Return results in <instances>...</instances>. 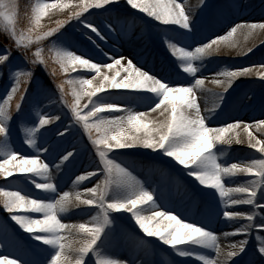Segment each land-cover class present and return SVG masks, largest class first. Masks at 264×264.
Wrapping results in <instances>:
<instances>
[{"label":"snow or ice","instance_id":"snow-or-ice-1","mask_svg":"<svg viewBox=\"0 0 264 264\" xmlns=\"http://www.w3.org/2000/svg\"><path fill=\"white\" fill-rule=\"evenodd\" d=\"M126 4L155 21L179 26L173 34L166 33L164 40L176 57L173 65H178L176 72L183 70L194 78V83H172L161 72L153 74L151 69L145 70L133 58L112 55L97 43V40L107 37L104 28L114 30L113 23H106L102 28L89 16L95 12L111 15L118 8V0H36L32 6L30 27L19 31L14 23L17 12L15 0H0V27L9 34L18 51L32 49L30 56L27 52L22 54L24 65L12 63L13 52L9 48L0 50V77L5 81L4 94L0 95V177H11L15 181L13 173L28 174L26 178L37 189L56 193L60 178L56 173L71 165L79 153V149L70 143L76 124H82L98 157L90 170L74 174L71 192L62 191L50 198H37L25 194L23 189L0 185V205L11 220L31 234L34 241L41 242L30 249H23L14 239L10 225L0 222V237L38 257L29 260L12 258V253L0 254V264H88L89 255L92 264H130L105 249V237L115 232L114 214L122 211L131 214L145 237H157L179 256L196 258L202 264H264V157L221 162L219 158L225 153L216 147L217 144L231 145L234 140L241 142L236 131L241 129L247 133L248 145L264 153V140L253 131L255 128L264 132V118L232 119L215 128L209 127L206 123L209 117L201 114L194 91L204 84L205 77L196 74L205 58L219 52L222 42L231 48L238 47L231 39L237 30H264V20H241L227 31L208 38L199 36L195 14L186 10L179 0H168L167 3L126 0ZM200 4L205 6L204 0H200ZM51 7L69 11L54 27L45 30L40 19ZM122 20L126 18L117 13L114 23L119 25ZM64 25H78L79 36L87 42L85 46L91 45L94 52L98 50L100 57L111 62L98 61L97 54L90 55L85 51L80 40L66 37ZM45 39L50 41L47 49L41 46ZM251 50L243 49L244 52ZM49 59L58 64L63 73H72L71 78L56 80V68L52 67V87L42 83L37 78V69L49 72ZM114 66H117L114 74L105 71ZM121 72L125 74L121 76ZM172 74L170 71L169 75ZM212 75L219 88L216 93L218 101L210 110L214 112L226 102L229 89L239 78L256 76L264 83V63L223 67ZM65 83L72 85L74 99L71 102L64 98ZM111 89L135 90L136 97L155 99L158 102L147 111L154 112L164 106L161 115H168L163 120H151L145 118L147 113L133 111L119 102H109L111 94L107 90ZM57 90L59 99L67 104L71 114L67 126L61 125L59 129L45 127L61 118L50 114L52 97ZM30 93L33 101L26 109ZM176 93L180 95H174ZM84 95L90 103L82 110L80 99ZM254 100V94L245 93L240 103L250 106ZM260 107L264 110V98ZM121 109L123 115L115 114L114 110ZM187 109H192V112ZM14 127L24 134V143L31 146L35 154H22V149L14 147ZM137 147L154 152L159 150L164 156L173 158L176 165L183 166L181 171L195 178L204 191L213 190L217 201L215 209L210 208L200 219L182 218L174 211L162 208L152 215H144L138 206L146 202L156 205L154 194L145 186V181L124 163L118 162L114 152ZM97 173L101 178L94 184L80 187L81 182L94 178ZM238 173L248 174L251 178L244 183H225V178ZM241 204L249 206L248 209L230 210V206ZM75 205L93 206V213L86 222L66 223L61 218ZM213 216L217 220L222 217L226 224L234 225L223 233L224 236L238 234L241 237L231 241L228 249L221 248L220 234L210 227ZM157 218L166 219V224ZM253 233L257 240L249 252V236ZM208 250L214 251L216 256L206 254ZM132 264H143V261L136 260Z\"/></svg>","mask_w":264,"mask_h":264},{"label":"rangeland","instance_id":"rangeland-1","mask_svg":"<svg viewBox=\"0 0 264 264\" xmlns=\"http://www.w3.org/2000/svg\"><path fill=\"white\" fill-rule=\"evenodd\" d=\"M21 1V2H20ZM183 2L184 0H179ZM17 4V12L14 18V23L19 30L27 29L30 27V22L32 19V6L36 3V0H28L27 3L22 4V0H15ZM235 5H234V4ZM204 5H197L195 10V17H198L197 24V32L201 37L210 38L213 34H221L222 32L227 31L229 27L233 24L241 21V20H249V21H259L264 20V0H204ZM130 6L126 4V0H118V8L115 9L110 15L108 12H95L92 16H89V19H95L100 27L104 28L106 23H114V18L117 13L120 14L121 17L126 18L124 24H122L117 31H113L111 33L119 34L122 29H124L125 34L128 30H131L128 34V39L136 40V35L134 34L135 30H141L146 32L150 29H157L160 27L157 23H151L150 19L152 17L147 16V14L141 12L137 9H132ZM69 9L59 8V7H51L47 10L46 14L41 17L40 24L41 27L45 30L49 27H54L56 22L62 20ZM89 11H92L91 9ZM150 18V19H149ZM153 19V18H152ZM131 20V25L126 26V23ZM135 22L133 25L132 23ZM114 26V24H113ZM66 29L65 36L70 38H75L81 41V47L83 49H91V45H86V40L79 36V26L76 25L74 27H69L68 25L63 26ZM161 28V27H160ZM169 28V26L167 27ZM166 28V29H167ZM107 34H111L107 28H104ZM174 33V29L169 28ZM90 31V30H89ZM170 31V32H171ZM170 33V34H173ZM113 36V35H112ZM150 39V41H149ZM238 47L231 48L228 47L226 43H221L220 51L214 53L213 55L205 58L203 62L202 68L197 72L196 75L204 76L205 79H212L208 74H213L217 71L222 70L223 67H242L247 66L249 64H260L264 63V30H254L247 31L244 29H238L234 36L231 38ZM103 40H108V37ZM110 43V46L105 47V51H110L113 48H117L120 46L121 39L113 38ZM50 41L45 39L42 45L47 49ZM153 39L148 37V41L144 47V54L153 51ZM5 47L9 48L10 51L13 52L12 63L15 65H24L23 53L27 52L29 56L31 55V48L28 49H20L19 51L15 48L13 41L10 39L9 34L0 27V50H3ZM244 48H251L250 52H244ZM160 54L163 53L158 49ZM98 55V54H97ZM165 57V56H164ZM154 61V59L152 60ZM104 63H109L108 59L103 61ZM171 66V65H170ZM49 72H45L42 68L37 69V78L42 82L47 84L50 88L52 87L53 79L50 75V70L52 67L56 68L55 79L56 80H67L71 78L72 73H63L59 69V65L55 64L54 61L49 59ZM105 71H110L112 74L115 73L113 69ZM183 71V70H182ZM181 72V71H180ZM153 74H156L153 71ZM94 76L95 73H92ZM189 76V74H187ZM123 76V75H121ZM191 76V75H190ZM118 79L120 77H117ZM99 78L97 77V80ZM96 81H94L95 83ZM119 90V91H117ZM5 91V81L4 78L0 77V95H3ZM111 95L109 97V102H119L127 105L133 111L135 110H147L150 107H153V104L148 103L145 98L136 97L134 93L126 92L125 89H111L107 90ZM243 91V96L245 93L254 94L255 100L252 105H248V109L244 111L245 114H236L233 112V99L237 93ZM115 92V93H114ZM229 94L227 95L226 104L221 108H217L214 112L208 115V120L206 123L209 127L215 128L224 123L230 122L232 119H243V120H251V119H260L264 118V110L260 107V101L264 98V83L261 82V78L256 76H247L241 77L236 82L231 89H229ZM99 95V94H98ZM67 101L71 102L74 97L72 95V85L65 83V97ZM53 104L50 109V114L52 115H60V119L62 122L65 121L64 126H67L68 118L70 117V111L68 110L67 104H65L62 100L59 99V92L57 90V94L52 97ZM33 101V95L30 93L28 97V102L25 104V108L27 109L29 105ZM13 100V104H14ZM88 97L86 95L82 96L80 99V107L83 110L84 107L89 104ZM245 104V103H244ZM242 104V106L244 105ZM138 108V109H137ZM244 109V108H243ZM47 110V109H46ZM115 114L123 115V110H114ZM238 112V111H237ZM54 125H46L45 127L52 128ZM61 127V126H60ZM59 127V128H60ZM58 128V129H59ZM236 131L240 134L241 142H236L235 140L231 145H222L217 144V149L222 150L225 155L220 157L221 162L232 163V162H242L248 159L253 158H261L264 157V153H260L258 149H253L247 143V133L242 131L241 129H237ZM256 136H259L260 139L264 140V132L257 131L255 128L253 129ZM132 132H135V128H132ZM142 134V133H141ZM73 137L70 138V143L74 144L78 149L79 153L75 159V161L68 165L67 168L62 169L59 173L58 177H61L57 180L58 183V191L56 193L46 192L41 190L40 196H36L34 194V190L37 188L34 184L31 183L26 177L28 174L23 173H13V176L16 177L15 181L11 177H0V185H11L16 188L23 189L25 194H32L37 198H50L53 195H59L62 191H72V178L74 174H78L80 172V167L78 163H83L87 165V163L92 166L95 165L98 161V157L95 155L94 146H92L91 141L88 139L87 132L84 131L82 124H76L73 129ZM12 141L14 143V147L22 149V154H35V151L31 149V146H28L24 143V134L16 127L13 128V136ZM39 142V141H38ZM116 153V157L118 162H122L125 166H128L130 170H132L135 175H137L141 180L145 181V186L149 187V189L153 192L154 198H157V194H167L170 188V180L171 176H173L174 172L184 173L181 171L183 166H178L174 162L173 158L164 156L159 150L155 152L148 148L137 147L134 149H119L114 150ZM82 154L84 159L80 161L79 156ZM43 158V157H42ZM244 158V160H241ZM135 168L136 171L131 169V167ZM77 172H75L76 168ZM138 167V168H137ZM144 171H141L140 169ZM68 178H65L66 173L71 174ZM141 171V172H137ZM66 172V173H65ZM62 173V176H61ZM154 174H157L158 177L156 180H153L152 177ZM152 176V177H151ZM63 177V178H62ZM100 173H97L96 176L92 179V182H96L97 179H100ZM185 181V188L179 191L178 196L183 198L182 196L191 194V196L187 199H183L184 206L189 204V207L192 205L193 198H198L200 200V207L196 211L195 215H197L198 219L202 218L208 210L215 209L216 207V197L213 195V190L209 189L207 191L203 190V186L198 185V182L195 181V178L189 177L187 175ZM251 177L245 173H238L233 177L225 178V183L227 184H236V183H244ZM40 180V178H36ZM86 186V185H85ZM80 187H84L80 186ZM167 191V192H166ZM157 192V193H156ZM193 194V195H192ZM196 194V195H195ZM195 195V197H193ZM178 198V200H182ZM192 202V203H191ZM148 202H146L147 204ZM145 205L138 206L141 208L142 213H144L143 209L146 207ZM191 204V205H190ZM76 209L74 211L69 210L68 213L62 214L61 218L66 223H76L79 224L78 218L80 217L78 214L82 209L87 212L93 213V206L87 207L86 205H75ZM249 206L247 205H236L230 206V210H247ZM76 211V213H75ZM19 214V213H18ZM34 214V213H28ZM115 220V232L114 235L120 233V231H125L128 234V249L134 246L141 247V253L146 252L152 257H159L163 260V264H202L196 258L192 257H182L174 252V250L165 245L162 241H160L155 236H146L138 228V225L131 218V214L126 211H122L119 214H114ZM145 215V214H144ZM188 217V216H186ZM161 220L162 224H166V219L157 218ZM215 221L217 226L224 225L229 230L234 225H228L224 222L223 218L217 220L215 216H213L212 221ZM210 223H213V222ZM0 222H7L10 225V231L13 234V237L16 241H19L23 246V249H30L33 244V238L30 233L26 232L22 229L15 221L11 220L8 212H6L2 205H0ZM214 225V224H213ZM213 230L217 231V228ZM113 234L109 237H105V240H111L113 238ZM232 237H236L235 240L240 239L241 237L237 235H232ZM231 240H233L231 238ZM256 234L253 233L249 236L248 241V250L252 251L253 246L256 244ZM41 243V242H39ZM30 247V248H29ZM47 247V246H45ZM13 250L18 251V253H14ZM12 253V258L23 257L24 259L35 260L38 259L35 255H33L30 251L26 253V251L22 250L21 247H17L12 241L5 240L0 237V254L6 255ZM258 259V258H257ZM125 260V259H123ZM88 264H92V257L89 255Z\"/></svg>","mask_w":264,"mask_h":264},{"label":"bare ground","instance_id":"bare-ground-1","mask_svg":"<svg viewBox=\"0 0 264 264\" xmlns=\"http://www.w3.org/2000/svg\"><path fill=\"white\" fill-rule=\"evenodd\" d=\"M160 2L161 3H167L168 0H160ZM180 3H183L185 5L186 10L195 13L196 7H198L197 5L200 4V0H184L183 2H180ZM195 18H196L195 22L197 25L198 24V17L196 16ZM150 22L159 24V26L161 28L159 27L158 30L157 29H150V30H147L146 32H143L141 30H135L134 34L136 35V40L128 39V34L130 32H132L131 30H128L126 32V34H125L124 29H122V31L119 34L111 33L113 31H117L118 28L122 24H124V21L122 20L119 25L113 23L114 24V26H113L114 30L109 31L111 34H109V35L107 34L109 42H108V40H97V43L100 44L101 47H103L105 49V47L110 46V43L113 42L112 37L117 38V39H121L120 46H118L117 48H113V50L111 49L112 55H120V56H124V57L133 58L134 62L138 61L139 66H143L145 68V70L151 69L152 71H155L156 73L161 72L164 76H167L169 81L172 83H175V84H192V83H194V78L192 76H190V75L188 76L187 73H183L182 70H180L181 72L180 71L176 72L175 69H176V67H178V65H176L175 67L173 66L174 62L176 61V57L173 55L171 50L167 47L166 42L164 40V35L166 33H168V34L173 33L171 30H169V28H172L175 30L179 26L173 25V24H163L159 21H155L154 18L153 19L151 18ZM132 24L134 25L135 22H133ZM129 25H131V20H129L126 23V26H129ZM168 26H169V28H167ZM148 37L153 39V44H152L153 45V51L143 55V52H145L144 47H145L146 42L148 41ZM149 41H150V39H149ZM158 49L163 53V56H162V54H160V52H158ZM84 50L89 51L90 55L97 54V52H98V50H97V52H94L92 50V48L89 50H87V49H84ZM101 59H103V61H104L107 58H102L99 55H97V60L100 61ZM153 59H154V61H152ZM122 63H126V61H122ZM116 67L117 66L113 67L114 71H116ZM170 71L173 72L174 74L169 75ZM124 74L125 73L121 72V75H124ZM208 75L210 77H213L212 74H208ZM117 91H119V90H117ZM125 91L131 92V93L135 92V90H127V89H125ZM194 91H195L197 103L200 105L201 114L209 115L210 113H212V111H210V110L213 108V105L216 104L218 101V97H217L216 93L219 91L218 86L215 85L213 82V78L210 80L205 79L204 84L202 86L196 87L194 89ZM174 95L179 96L180 94L176 93ZM242 97H243V91H240L239 93H237L235 95V97L233 99V103H232L233 108L232 109H233V112H236V114H242L244 111H246L248 109V107H247L248 105L246 103L243 106L240 103V100ZM146 101H148V103L153 104V107H154L155 103L158 102L155 99H152V100L146 99ZM225 104H226V102L223 103L221 105V107ZM163 109H164V106H161L160 109H156L154 112H148L147 110H135V111L147 113V117H145L147 119L163 120L168 115L167 113H165L164 115H161V113L163 112ZM187 111L192 112V109H187ZM243 114H245V113H243ZM141 119H144V118H141ZM51 124L54 125L58 129L62 124H65V121L62 122V119H60L58 121H53ZM141 128H142V125H141ZM83 155L84 154L79 156L80 161H82L84 159ZM241 160H244V158H241ZM78 165L81 168L80 171L90 170V168L92 166L89 163H87V165H86V163L83 164L82 162L78 163ZM77 169H78V167L75 169L76 170L75 172H77ZM131 169L136 171V169L133 167H131ZM140 170L144 171L143 169H140ZM141 171H137V172H141ZM69 173H66L65 176H63L64 179L71 176L73 172L71 171V174H69ZM56 176L58 177L59 173H56ZM157 177H158V175L154 174L152 179L156 180ZM171 177L172 178L170 180L169 191L168 192L166 191L168 195H166V193H165L162 196V194H160V192H159L157 194V198H154L156 200V205H153L151 202H148L146 204L145 209H143L144 210L143 214L152 215L156 211H160L162 208L164 211H174L175 214L181 215L182 218L188 216L192 219H198V217H197V215H195V213L200 207V200H198V198L190 199V200H192L193 203L191 202L192 205L190 204L191 207H189V204H188V206L187 205L184 206L183 202L185 199L188 200V198L191 196V194L184 195V196H182L183 198H180V195L178 196L179 191L186 187L185 184L183 183V181H185V179H187L186 178L187 173L174 172L173 176H171ZM92 179L93 178H91L90 180H88L86 182H81L80 186L84 185V187H90L92 184H94V182H92ZM33 192L36 196H40L41 189H36ZM195 195L193 197H195ZM178 198H180L182 200H178ZM87 207H90V206H87ZM75 209H76V207H72L70 210L74 211ZM75 213H76V211H75ZM78 214H80L79 215L80 217L78 218V222L81 223V222H86L88 216L91 215L92 212H90V211L87 212V211H84L81 209ZM212 222L213 223H210V227L212 229H214L216 227L215 224H217V223L214 220ZM216 228L217 229L219 228L217 230V232H218V234H220V246H221V248L222 249H228L229 244L231 243V241L235 240L236 237H232V235L224 236L223 233L228 231L227 227L224 225L217 226ZM127 238H128V234L125 233V231H120V233L117 235L113 234V238L111 240H105L106 241V243H105L106 251L118 259H121V260L125 259L126 261H129L130 264H132V262H134L136 260L143 261V264H163L162 263L163 260L160 259L159 257L153 258L152 254L150 255L149 253L147 254L146 252L141 253V247H139V245L128 249V245H126V243L128 242ZM231 238L233 240H231ZM32 244L33 245L39 244V242L33 240ZM13 252L18 253V251H16V250H13ZM206 254H209L213 257L216 256V253L212 250H208V252ZM200 263H202V262H200Z\"/></svg>","mask_w":264,"mask_h":264},{"label":"trees","instance_id":"trees-1","mask_svg":"<svg viewBox=\"0 0 264 264\" xmlns=\"http://www.w3.org/2000/svg\"><path fill=\"white\" fill-rule=\"evenodd\" d=\"M21 2V1H20ZM28 2V0H22V4H25V3H27Z\"/></svg>","mask_w":264,"mask_h":264}]
</instances>
